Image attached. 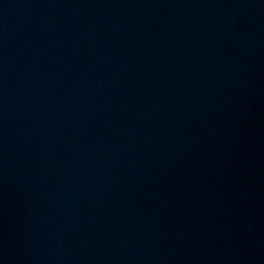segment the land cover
<instances>
[{
  "label": "water",
  "instance_id": "1",
  "mask_svg": "<svg viewBox=\"0 0 264 264\" xmlns=\"http://www.w3.org/2000/svg\"><path fill=\"white\" fill-rule=\"evenodd\" d=\"M0 264H264V0H0Z\"/></svg>",
  "mask_w": 264,
  "mask_h": 264
}]
</instances>
